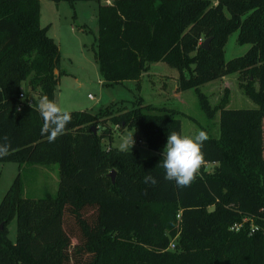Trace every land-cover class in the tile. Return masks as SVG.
<instances>
[{"label": "trees", "instance_id": "1", "mask_svg": "<svg viewBox=\"0 0 264 264\" xmlns=\"http://www.w3.org/2000/svg\"><path fill=\"white\" fill-rule=\"evenodd\" d=\"M96 1L101 79L139 80L159 61L177 68V87L193 88L207 117L203 164L190 187L163 178L158 165L167 134L183 135L179 111L141 95L130 107L121 100L96 112L70 110L64 134L49 143L28 95L54 100L65 72L58 44L40 24V0H0V136L11 141V155L0 161L20 168L57 163L59 174L56 192L37 199L24 196L21 173L13 179L0 201V264H264V0ZM236 29L238 42L250 46L225 59ZM235 71L256 106L226 107L224 97L212 105L200 85ZM108 121L140 132L154 154L112 146ZM207 163H215L212 171ZM149 174L155 186L144 183ZM175 236V248L167 249Z\"/></svg>", "mask_w": 264, "mask_h": 264}, {"label": "rangeland", "instance_id": "2", "mask_svg": "<svg viewBox=\"0 0 264 264\" xmlns=\"http://www.w3.org/2000/svg\"><path fill=\"white\" fill-rule=\"evenodd\" d=\"M213 3L216 0H212ZM225 13L229 12L225 9ZM40 24L47 26V33L57 42L60 52V74L55 88L54 101L63 109L81 110L87 109L96 112L99 108L115 101L123 100L126 107L132 105V101L139 95L147 102L166 104L175 107L179 111L181 131L185 136H194L198 130L206 127L207 117L199 107L198 98L193 88L177 89L175 81L178 77V69L163 61L150 64L148 74L136 79H124L122 82L107 84L101 79L98 71V62L94 56L96 48V36L98 31L97 1L76 0L73 6L66 0H40ZM238 30L232 31L224 46V57H232L243 54L250 43H239ZM57 72V70H56ZM150 75V76H149ZM176 78V79H175ZM239 72L224 75L200 85L212 105L218 104L224 97L226 107H254L256 102L248 97L239 82L244 81ZM178 84V81H177ZM256 86V83H255ZM23 92L28 88L27 79L23 82ZM37 91L31 92L28 97H37ZM89 94L92 97L88 96ZM34 100V98H33ZM218 111L210 121V129L218 131ZM112 127L111 145L118 146L120 138L128 133H134V139L141 134L134 129H128L108 121ZM97 132L103 128L97 125ZM143 139V142H146ZM136 141V140H135ZM103 147H108L107 137L101 139ZM141 148V156L147 157L150 152L142 142H135L134 147ZM214 165L206 164L204 169L212 171ZM18 173L24 185V196L28 198H40L46 191L55 193L58 187V164H35L19 167L18 163L0 161V201ZM177 218V215H176ZM179 219L177 218V221ZM70 223L67 225L71 232ZM8 237L11 241L16 239V219L8 224ZM177 236L172 238L176 242ZM74 240V239H73Z\"/></svg>", "mask_w": 264, "mask_h": 264}, {"label": "clouds", "instance_id": "3", "mask_svg": "<svg viewBox=\"0 0 264 264\" xmlns=\"http://www.w3.org/2000/svg\"><path fill=\"white\" fill-rule=\"evenodd\" d=\"M33 98L35 102L29 101V106L32 108L35 105L36 111L42 117L40 133L46 136L49 143H53L64 134L66 126L71 122V112L61 108L47 95ZM21 99L24 100L25 97L22 96ZM208 139V133L204 130H198L194 136H184L176 131L168 133L158 165L164 170L163 178L174 181L178 188L190 187L203 164L204 156L201 149ZM135 142L134 133H128L120 138L118 150L131 151ZM9 155L11 141L7 135L0 136V159ZM144 183L155 186L158 180L149 174L144 177Z\"/></svg>", "mask_w": 264, "mask_h": 264}, {"label": "built area", "instance_id": "4", "mask_svg": "<svg viewBox=\"0 0 264 264\" xmlns=\"http://www.w3.org/2000/svg\"><path fill=\"white\" fill-rule=\"evenodd\" d=\"M20 96L22 97V96H24V92H20ZM88 96H90V97H92V95L91 94H89ZM29 101H34L33 100V98L32 97H28V102ZM137 142H142L143 141V139L142 138H140V137H136V139H135ZM177 218L179 219V214L177 215ZM240 226H241V224H234L231 228L233 229V230H238L239 228H240ZM256 227H254L253 225H251V229H250V231L251 232H253L254 231V229H255ZM175 248V242H174V240H171L170 241V243H169V245H168V247H167V249H174Z\"/></svg>", "mask_w": 264, "mask_h": 264}, {"label": "crops", "instance_id": "5", "mask_svg": "<svg viewBox=\"0 0 264 264\" xmlns=\"http://www.w3.org/2000/svg\"><path fill=\"white\" fill-rule=\"evenodd\" d=\"M57 69H55V71H56ZM149 71H151V72H153L151 69H150V66H149V68L147 69V70H145L143 73H142V75H141V77H143V76H145V75H147L148 76V74H152L151 72H149ZM146 72H148V74L146 73ZM150 76V75H149ZM176 79V78H175ZM214 80V79H213ZM176 83H175V88L177 89V81L176 80H174ZM212 81V80H211ZM146 100V99H145ZM150 102H152V101H150ZM142 143L143 144H145V146H146V148L148 149V151L150 152V155H152V154H154V151H152V149L151 148H149L148 146H147V144H146V142H143L142 141ZM136 148L138 149V151H139V153H140V156H141V151H142V149L141 148H138L137 146H136ZM149 155V156H150ZM208 164V163H207ZM210 164H213V165H215V163H210Z\"/></svg>", "mask_w": 264, "mask_h": 264}, {"label": "water", "instance_id": "6", "mask_svg": "<svg viewBox=\"0 0 264 264\" xmlns=\"http://www.w3.org/2000/svg\"><path fill=\"white\" fill-rule=\"evenodd\" d=\"M209 38L210 37H206L204 40H203V46L204 47H207L208 46V41H209ZM93 131L95 132L96 131V128L93 127ZM115 170L114 169H111L108 173L109 177L111 178V181L113 182L114 181V178H115ZM2 226H0L1 228Z\"/></svg>", "mask_w": 264, "mask_h": 264}]
</instances>
